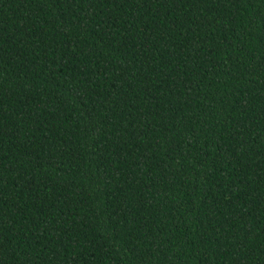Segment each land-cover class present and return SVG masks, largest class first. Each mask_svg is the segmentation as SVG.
Masks as SVG:
<instances>
[{
  "label": "trees",
  "instance_id": "16d2710c",
  "mask_svg": "<svg viewBox=\"0 0 264 264\" xmlns=\"http://www.w3.org/2000/svg\"><path fill=\"white\" fill-rule=\"evenodd\" d=\"M0 264H264V0H0Z\"/></svg>",
  "mask_w": 264,
  "mask_h": 264
}]
</instances>
